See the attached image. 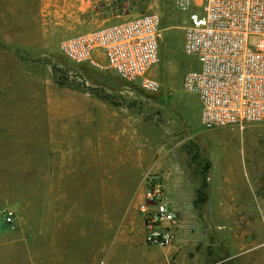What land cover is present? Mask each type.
<instances>
[{
    "label": "rangeland",
    "instance_id": "374dc122",
    "mask_svg": "<svg viewBox=\"0 0 264 264\" xmlns=\"http://www.w3.org/2000/svg\"><path fill=\"white\" fill-rule=\"evenodd\" d=\"M172 1L0 0V264H218V258L264 264V202L253 191L264 193V122L212 130L201 126L199 99L182 87L185 72L198 67L183 52L187 15ZM144 12L161 18L159 60L149 71L161 84L157 93L143 90L139 80L124 82L111 70L74 64L59 50L63 39ZM96 58L104 64L100 54ZM57 79L91 93H112L119 81L127 84L130 105L143 106L145 117L157 120L155 126L146 121L140 141L147 147L151 131L157 134L151 142L162 146L183 140L184 149L179 142L171 154L203 156L194 167L210 175L214 191L245 190L247 200L237 207L251 220L252 236L244 242L234 237L232 204L224 200L210 203L212 213L201 218L193 211L177 212L173 243L148 245L137 198L126 194L124 208H110L122 198L116 197L117 187L129 186L125 180L118 183L86 158L73 161L63 184L47 176L57 169L56 156L47 153V146L30 145L28 137L39 143L41 131L32 122L39 114L29 108L44 104L45 90ZM4 209L13 211L12 222L5 221Z\"/></svg>",
    "mask_w": 264,
    "mask_h": 264
},
{
    "label": "built area",
    "instance_id": "2783aa9c",
    "mask_svg": "<svg viewBox=\"0 0 264 264\" xmlns=\"http://www.w3.org/2000/svg\"><path fill=\"white\" fill-rule=\"evenodd\" d=\"M187 15L183 52L197 68L183 75L185 92L197 95L205 130L264 122V0H173ZM161 18L144 12L63 39L60 52L74 64L113 71L126 83L139 80L151 93L161 87L149 75L159 60ZM103 57L100 64L96 55ZM137 211L148 245L165 247L176 238L177 212L166 199L163 179L143 178ZM6 222L14 219L3 210Z\"/></svg>",
    "mask_w": 264,
    "mask_h": 264
},
{
    "label": "crops",
    "instance_id": "0c3cea01",
    "mask_svg": "<svg viewBox=\"0 0 264 264\" xmlns=\"http://www.w3.org/2000/svg\"><path fill=\"white\" fill-rule=\"evenodd\" d=\"M53 86L45 90L43 105L29 108L39 114L34 120L32 119V122L39 123L41 131L39 143H33L28 137L30 145L47 146V153H55L56 156L57 169L49 170L47 176H56L63 184L64 179L73 172L69 169L73 161L77 162L86 158L90 162L89 165L93 164L92 166L95 167L97 163L99 169L104 168L109 177L115 178L118 183L125 180L126 185H129L124 190L117 187L116 197L120 199L122 196V198L110 207L122 209L125 207L122 201L126 194H131L133 201L137 198L138 205L144 176L148 173H157L164 181L166 199L176 212L186 216L193 211L195 216L198 214L201 218L206 212L212 213L210 203L214 201L224 203L226 200L232 204L228 214L237 225L234 237L244 242L252 236L251 220L244 218L245 216L238 212L241 208L237 207L247 200L245 190L242 192L240 189L236 192H233L234 189H226L225 192L214 191L209 184L211 177L208 174L206 175L207 196L199 212L194 200L202 177L196 171L194 163L202 161L203 156L195 160L192 153L183 152L176 157L171 154V151L177 148L179 142L184 149V141L170 140V143L165 146H162L159 141L152 143L151 136L157 139L155 131L150 132L151 135L149 134L148 138L150 144L147 147L143 140L140 141V137L143 136L142 130L144 134L143 126L146 121L149 125L157 120L153 117H145L143 106L139 108V106L130 105L127 84L119 81L112 93H101L100 91L91 93L93 90L70 88L57 83ZM29 109L25 108V110ZM27 120L25 118V122ZM33 138L37 139V136ZM182 172L184 178L181 176ZM251 176L255 186L256 177L253 173ZM114 186L117 185L114 184ZM253 191L262 197L264 202V193L257 194L256 187ZM231 193L234 196L230 195ZM185 224L183 223V227L186 230ZM200 230V240L205 243V230L201 228ZM214 260H218L217 262L221 264H234V259ZM210 262L211 260L209 264H212ZM236 264H250V262Z\"/></svg>",
    "mask_w": 264,
    "mask_h": 264
},
{
    "label": "trees",
    "instance_id": "16d2710c",
    "mask_svg": "<svg viewBox=\"0 0 264 264\" xmlns=\"http://www.w3.org/2000/svg\"><path fill=\"white\" fill-rule=\"evenodd\" d=\"M57 84L61 85V86H68L67 84L62 83L58 79H57ZM80 89H83V88H80ZM194 159H195V156H194ZM209 167H210V164H209V162H207L205 168L209 169ZM200 175L202 177V182L196 191V199L194 200V204H195V206L199 212L201 211V204H202V202H204V200L206 199V196H207V194H206V186H207L206 171L202 172V173L200 172ZM216 261H218V260H216ZM218 264H221V263H218Z\"/></svg>",
    "mask_w": 264,
    "mask_h": 264
}]
</instances>
